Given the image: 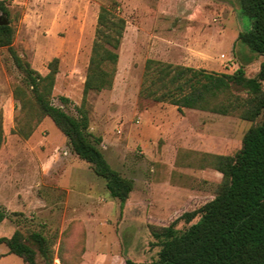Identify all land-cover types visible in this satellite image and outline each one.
I'll list each match as a JSON object with an SVG mask.
<instances>
[{
	"label": "rangeland",
	"instance_id": "obj_1",
	"mask_svg": "<svg viewBox=\"0 0 264 264\" xmlns=\"http://www.w3.org/2000/svg\"><path fill=\"white\" fill-rule=\"evenodd\" d=\"M14 47L33 69L48 73L60 59L52 102L77 116L102 7L126 20L112 89L87 97L89 131L101 139L106 160L134 190L122 209L105 181L76 156L53 121L45 118L29 139L12 131L20 113L13 88L23 79L7 48H0V205L8 211L0 237L43 230L55 243V264H124L156 260L155 227L184 230L186 213L215 198L222 175L188 166L197 153L230 155L251 123L237 115L186 109L140 95L146 62L207 72L245 68L254 77L263 57L237 39L251 22L239 0H7ZM233 96L246 98L244 91ZM194 153V154H193ZM191 155V158L189 156ZM62 253V262L59 255ZM0 264H24L0 246Z\"/></svg>",
	"mask_w": 264,
	"mask_h": 264
},
{
	"label": "trees",
	"instance_id": "obj_2",
	"mask_svg": "<svg viewBox=\"0 0 264 264\" xmlns=\"http://www.w3.org/2000/svg\"><path fill=\"white\" fill-rule=\"evenodd\" d=\"M239 5L241 16H247L251 24L239 33L237 41L263 57L254 77L247 76L243 66L228 74L146 62L140 90L143 98L169 103L180 113L191 109L237 115L251 126L237 152L197 153L188 164L198 169L212 168L222 175L215 198L182 217L187 223L198 215L199 220L184 230L176 229L175 223L153 228L152 235L160 246L157 259L150 263L126 259L124 264H264V0H239ZM0 13L9 15L7 0H0ZM125 30L124 18L111 8L100 9L82 105L76 107L78 115L73 116L64 108L70 103L67 97L60 98L63 107L52 102L60 59L54 58L48 64V73L40 74L14 47L11 24L0 25V48H7L23 76L13 88L20 113L12 132L29 139L45 118L51 119L71 151L105 181L106 189L122 209L134 190V182L106 160L99 147L101 139L89 131L86 104L89 93L112 89ZM233 90L244 91L246 98L233 96ZM3 122L0 111V150L5 141ZM8 216L0 205V225ZM54 243L43 230H17L11 237H0V246L24 264H55ZM58 257L62 262V253Z\"/></svg>",
	"mask_w": 264,
	"mask_h": 264
},
{
	"label": "water",
	"instance_id": "obj_3",
	"mask_svg": "<svg viewBox=\"0 0 264 264\" xmlns=\"http://www.w3.org/2000/svg\"><path fill=\"white\" fill-rule=\"evenodd\" d=\"M0 25H8V20L6 18L3 20L0 19Z\"/></svg>",
	"mask_w": 264,
	"mask_h": 264
},
{
	"label": "crops",
	"instance_id": "obj_4",
	"mask_svg": "<svg viewBox=\"0 0 264 264\" xmlns=\"http://www.w3.org/2000/svg\"><path fill=\"white\" fill-rule=\"evenodd\" d=\"M5 116V115H4Z\"/></svg>",
	"mask_w": 264,
	"mask_h": 264
}]
</instances>
